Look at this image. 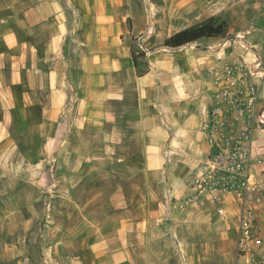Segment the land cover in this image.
<instances>
[{"label": "crops", "instance_id": "crops-1", "mask_svg": "<svg viewBox=\"0 0 264 264\" xmlns=\"http://www.w3.org/2000/svg\"><path fill=\"white\" fill-rule=\"evenodd\" d=\"M209 16L232 37L161 45ZM236 61L263 106L264 0H0V264H233L237 196L181 201L210 152L206 74Z\"/></svg>", "mask_w": 264, "mask_h": 264}, {"label": "built area", "instance_id": "built-area-1", "mask_svg": "<svg viewBox=\"0 0 264 264\" xmlns=\"http://www.w3.org/2000/svg\"><path fill=\"white\" fill-rule=\"evenodd\" d=\"M206 75L218 90L200 112L210 152L199 164L181 207L197 206L204 196L220 203L223 194H235L240 210L233 264H264L263 242L255 227L256 212L264 200V167L256 179L249 171L254 163L264 164V131L256 133L264 130V105H256L259 82L244 61L211 68ZM259 78H264V72ZM245 88L248 98L241 97ZM216 212L221 214L222 209Z\"/></svg>", "mask_w": 264, "mask_h": 264}, {"label": "trees", "instance_id": "trees-1", "mask_svg": "<svg viewBox=\"0 0 264 264\" xmlns=\"http://www.w3.org/2000/svg\"><path fill=\"white\" fill-rule=\"evenodd\" d=\"M230 37L232 36L228 33L227 20L219 16H209L172 33L162 41L161 45L167 48H178L201 39ZM131 56L136 67L144 63L142 53L132 52Z\"/></svg>", "mask_w": 264, "mask_h": 264}, {"label": "rangeland", "instance_id": "rangeland-1", "mask_svg": "<svg viewBox=\"0 0 264 264\" xmlns=\"http://www.w3.org/2000/svg\"><path fill=\"white\" fill-rule=\"evenodd\" d=\"M153 1H157V0H153ZM135 43V41H133ZM149 42L146 41V43L143 45V48H140V51H138L137 53H142L143 57H144V53L148 52L152 47H154V45L152 44V42H150V44H148ZM260 165V167H264L263 163H258ZM120 170H114V176L117 178L118 175L116 174L117 172H119ZM113 173V170H109V169H99L97 170L94 174H92L91 176H88L87 179L88 180H99L101 178H111ZM262 172H259V174L257 176H261ZM88 182V181H87ZM112 187H115V185H112L110 183V180L107 181V184L104 185H100V184H91L90 182L88 183H84L80 186L77 187V192L81 193L84 195L83 198L86 197H91L92 195H98L99 193H103L105 191L110 190ZM76 190V189H75ZM261 197L262 199H264V189L261 192ZM262 204L260 205V211H259V217L258 219H260V221L262 222L263 226L261 225V227H257V231L259 233V235L262 238V242H263V250H262V254H263V258H264V200H262Z\"/></svg>", "mask_w": 264, "mask_h": 264}]
</instances>
